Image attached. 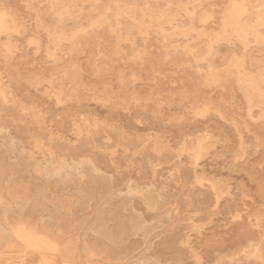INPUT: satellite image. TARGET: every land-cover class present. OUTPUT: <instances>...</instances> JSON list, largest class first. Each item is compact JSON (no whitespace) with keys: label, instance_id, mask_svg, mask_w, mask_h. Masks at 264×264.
Instances as JSON below:
<instances>
[{"label":"rangeland","instance_id":"374dc122","mask_svg":"<svg viewBox=\"0 0 264 264\" xmlns=\"http://www.w3.org/2000/svg\"><path fill=\"white\" fill-rule=\"evenodd\" d=\"M262 38L264 0H0V264H264Z\"/></svg>","mask_w":264,"mask_h":264},{"label":"bare ground","instance_id":"6f19581e","mask_svg":"<svg viewBox=\"0 0 264 264\" xmlns=\"http://www.w3.org/2000/svg\"><path fill=\"white\" fill-rule=\"evenodd\" d=\"M236 1H237V0H236ZM232 3H233V1H232ZM235 3H236V2H235ZM239 4H240V3H239ZM234 5H236V4H234ZM232 7H233V6H232ZM235 8H236V7H235ZM235 10H236V9H235ZM237 10H238V9H237ZM237 10H236V13H237ZM239 10H240V9H239ZM240 11H241V10H240ZM231 13H232V12H231ZM238 13H239V12H238ZM231 15H232V14H231ZM1 19H2V18H1ZM225 21H226V20H225ZM227 21H228V20H227ZM3 22H4V19H3ZM226 23H227V22H226ZM232 23H234V22H232ZM236 23H237V22H236ZM230 25H232V24H229V26H230ZM235 25H236V24H235ZM3 26H4V25H3ZM5 26H6L5 29H8L6 24H5ZM238 26H239V25H238ZM238 26H237V27H238ZM250 26H251V25H250ZM235 27H236V26H235ZM237 27H236V28H237ZM242 28H243V27H242ZM245 28H246V27H245ZM243 29H244V28H243ZM237 30H238V29H237ZM237 30H236V31H237ZM240 30H241V27H240ZM240 30H239V32H240ZM242 31H243V30H242ZM242 31H241V32H242ZM247 31H248V30H247ZM253 31H254V30H253ZM239 32H238V33L236 32V33H237V36H238ZM248 32H249V31H248ZM256 32H258V31H256ZM246 33H247V32H246ZM241 34H242V33H241ZM243 34L246 35L245 32H244ZM256 35H257V34H256ZM262 36H263V35H262ZM262 36H261V37H262ZM239 37H240V36H239ZM242 39H243V38H242ZM262 39H263V38H262ZM263 40H264V39H263ZM169 55H170V54H169ZM0 90H1V89H0ZM61 166H62V165H61ZM59 168H60V167H59ZM62 168H63V166L61 167V169H62ZM47 170H48V169H47ZM50 170H51V169H50ZM58 170H59V169H58ZM50 172H51V171H50ZM59 173H61V172H59ZM51 174H52V173H51ZM67 174H68V171H67ZM71 174H72V173H71ZM58 175H59V174H58ZM60 175H61V174H60ZM127 202H129V201H127ZM135 221H137V220H135ZM120 222H121V221H120ZM137 222H138V221H137ZM124 223H125V222H124ZM124 223H123V224H124ZM132 223H133V225H136L135 222H132ZM132 223H131V224H132ZM134 223H135V224H134ZM137 224H138V223H137ZM126 225H127V224H126ZM19 226H20V225H19ZM19 226H18V228H16V229H17V233H18V232L21 233V231H19V229L21 228V230H22V228H23V227H20V228H19ZM136 226H137V225H136ZM136 226H135V227L132 226V227H133V228H136ZM120 227H122V226H120ZM130 227H131V226H130ZM132 227H131V228H132ZM122 228H123V227H122ZM133 228H132L131 230H133ZM137 228H138V226H137ZM127 229H128V226H127ZM135 230H136V229H134V231H135ZM123 231H124V230H123ZM125 231H128V230H125ZM14 232H16V231H14ZM129 233H130V230H129ZM131 233H133V231H131ZM19 235H21V234H19ZM22 235H23V234H22ZM23 237H24V236H23ZM16 238H17V235H16ZM24 242H25V241H24ZM23 245H24V244H23ZM147 247H148V246H147ZM62 257H63V256H62ZM69 257H70V256H69ZM127 262H129V261H127ZM127 262H125V263H126V264H130V263H132V262L127 263ZM125 263H124V264H125Z\"/></svg>","mask_w":264,"mask_h":264}]
</instances>
